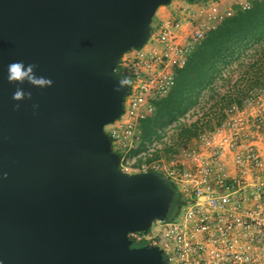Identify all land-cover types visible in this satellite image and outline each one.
Here are the masks:
<instances>
[{"label":"water","instance_id":"95a60500","mask_svg":"<svg viewBox=\"0 0 264 264\" xmlns=\"http://www.w3.org/2000/svg\"><path fill=\"white\" fill-rule=\"evenodd\" d=\"M170 1L0 0V264H168L128 232L165 219L175 189L123 170L105 126L129 91L119 61ZM12 61L53 83L10 82Z\"/></svg>","mask_w":264,"mask_h":264},{"label":"built area","instance_id":"2783aa9c","mask_svg":"<svg viewBox=\"0 0 264 264\" xmlns=\"http://www.w3.org/2000/svg\"><path fill=\"white\" fill-rule=\"evenodd\" d=\"M235 8L186 0L176 17L120 60L132 74L129 91L120 117L105 126L120 167L165 175L179 202L165 219L153 221L154 231L128 236L158 245L168 264H264V83L245 86L240 100L219 102L208 115L198 109L197 118L215 114L217 123L178 148L167 151L163 138L142 140L140 130L141 119L155 111L154 100L173 86L175 67Z\"/></svg>","mask_w":264,"mask_h":264},{"label":"trees","instance_id":"16d2710c","mask_svg":"<svg viewBox=\"0 0 264 264\" xmlns=\"http://www.w3.org/2000/svg\"><path fill=\"white\" fill-rule=\"evenodd\" d=\"M250 1L248 8L235 6L234 14L209 30L191 49L185 63L175 67L173 86L165 96L154 100L155 111L140 121L142 140L162 138L172 124L180 128L181 136L196 137L203 121L197 118L188 123L185 117L202 100L218 96L219 101L212 106L240 100L245 86L264 83V0ZM118 69L131 79V72L122 68L120 61ZM234 70L239 73L235 78ZM221 84L227 86L223 94ZM173 204V208L179 204L176 191Z\"/></svg>","mask_w":264,"mask_h":264},{"label":"rangeland","instance_id":"374dc122","mask_svg":"<svg viewBox=\"0 0 264 264\" xmlns=\"http://www.w3.org/2000/svg\"><path fill=\"white\" fill-rule=\"evenodd\" d=\"M222 7H225V5L222 4V2L220 0H217ZM176 10V9H175ZM179 14L178 10L175 11L174 13H170V16L167 17L165 20H171L173 19L174 17H176L177 15ZM156 31V28L154 29ZM238 71L237 70H234L233 72V77H237L238 76ZM227 89V86L221 84L220 87H219V90H220V94H223ZM219 101V97L217 96V98L215 99H212L210 101H206L202 100V102L200 103V105H198L194 111H191L189 112L186 117H185V120L188 122V123H191L193 122L194 120L197 119V110L199 109V111H202L204 112L205 115H208L209 112L208 110H211V108L213 107L212 104H214L215 102H218ZM212 106V107H211ZM217 120V115L213 114V115H209L208 116V119L206 121L203 120V123L202 124V129L204 128H207L209 125L211 124H214ZM202 131V130H200ZM199 131V132H200ZM163 143L165 145V148L167 151L173 149V148H178L180 146H182L183 144L185 143H188V142H191L192 140H194L196 137L194 136H181L180 135V128L177 127L176 125L172 124L170 125L169 127H167L166 131H165V134L163 135ZM174 207V204L172 205V208ZM175 208H173L172 210H174ZM156 223L153 224V226L151 227V231H154V227H155ZM141 242L139 241H135L133 243V245H140Z\"/></svg>","mask_w":264,"mask_h":264},{"label":"clouds","instance_id":"9594fccd","mask_svg":"<svg viewBox=\"0 0 264 264\" xmlns=\"http://www.w3.org/2000/svg\"><path fill=\"white\" fill-rule=\"evenodd\" d=\"M34 69L35 65L32 63L25 64L24 61H12L8 65L7 79L10 82L18 84H23L27 81L41 88L50 86L53 83L51 78L37 75ZM12 95L14 100H23L25 97L30 98L32 94L30 91H25L23 88L17 87ZM19 106V104L16 105L17 108Z\"/></svg>","mask_w":264,"mask_h":264},{"label":"crops","instance_id":"0c3cea01","mask_svg":"<svg viewBox=\"0 0 264 264\" xmlns=\"http://www.w3.org/2000/svg\"><path fill=\"white\" fill-rule=\"evenodd\" d=\"M185 1L186 0H171L167 4L160 5L157 8V10H156V12L152 18L153 29H155V28L158 29L160 24L165 22L166 21L165 19L170 16V13H174L175 11H177V7L180 4H183ZM220 1L225 6H237L245 0H220Z\"/></svg>","mask_w":264,"mask_h":264}]
</instances>
